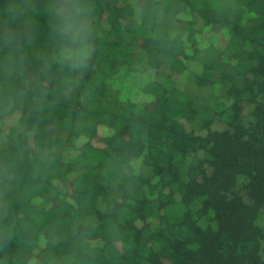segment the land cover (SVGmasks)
<instances>
[{"label":"trees","instance_id":"obj_1","mask_svg":"<svg viewBox=\"0 0 264 264\" xmlns=\"http://www.w3.org/2000/svg\"><path fill=\"white\" fill-rule=\"evenodd\" d=\"M8 3L33 42L10 74L0 35V264H264V0ZM69 4L92 56L45 80Z\"/></svg>","mask_w":264,"mask_h":264},{"label":"clouds","instance_id":"obj_2","mask_svg":"<svg viewBox=\"0 0 264 264\" xmlns=\"http://www.w3.org/2000/svg\"><path fill=\"white\" fill-rule=\"evenodd\" d=\"M59 13L51 26V49L47 54H34L39 62L36 71L45 80L52 75L54 65L82 70L87 67L92 56V30L84 18L83 10L77 5L69 4L59 9ZM0 27L5 28V32L0 35L6 36L9 43L15 44V48L5 55L6 70L10 74L17 70L22 73L26 68L25 47L30 48L33 42L31 25H21L18 6L8 3L0 12ZM38 86L45 89V85L39 81Z\"/></svg>","mask_w":264,"mask_h":264},{"label":"rangeland","instance_id":"obj_3","mask_svg":"<svg viewBox=\"0 0 264 264\" xmlns=\"http://www.w3.org/2000/svg\"><path fill=\"white\" fill-rule=\"evenodd\" d=\"M215 55L216 54H215V52H213V50H206V51H204L202 53L201 52L199 53V56H204V57H207V58H213ZM117 77H116V79H117ZM126 81L130 85L134 84V87L138 86V84H136V81H133V80L129 79L128 77L126 78ZM118 82L121 83L119 80H118ZM136 88L138 90V87H135V89H133V90H131V89L125 90V93H127L130 96L131 93L134 94V93L137 92ZM94 142H95V144L97 146H102V137H101V135H99ZM261 223L264 224V216L262 217Z\"/></svg>","mask_w":264,"mask_h":264}]
</instances>
